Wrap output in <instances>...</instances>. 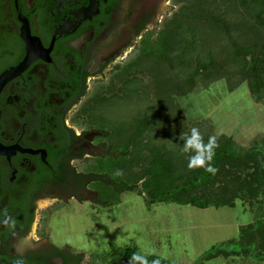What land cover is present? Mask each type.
<instances>
[{
    "label": "flooded vegetation",
    "instance_id": "1",
    "mask_svg": "<svg viewBox=\"0 0 264 264\" xmlns=\"http://www.w3.org/2000/svg\"><path fill=\"white\" fill-rule=\"evenodd\" d=\"M175 1L0 0V264H77L53 238L58 214L89 215L112 201L102 188L117 193L99 172L116 147L86 105Z\"/></svg>",
    "mask_w": 264,
    "mask_h": 264
},
{
    "label": "trees",
    "instance_id": "2",
    "mask_svg": "<svg viewBox=\"0 0 264 264\" xmlns=\"http://www.w3.org/2000/svg\"><path fill=\"white\" fill-rule=\"evenodd\" d=\"M182 1L189 6L175 13L156 37L147 39L141 53L116 74L113 83L94 95L100 108L91 112L98 116V127L110 134L117 151L101 160L99 172L112 178L117 194L138 193L148 207L175 203L198 209H234L237 201L248 204L254 209L255 220L240 227L236 238L202 255L198 264L246 255L261 263L264 151L240 147L233 137L222 134L217 136L219 147L213 160L218 172L212 175L199 168L190 170L191 153L181 151L182 137L190 134L184 111L176 103L165 104L162 97L170 88L178 101L200 85L225 80L230 92L247 84L252 99L264 104V0H222L226 6L240 2L246 7L244 18H238L237 12L232 24L221 16L217 0H195L198 8L189 0H176ZM147 59H152L153 66L143 80L138 75L141 62ZM194 127L205 142L215 135L212 129ZM118 171L122 174L117 175ZM115 196L102 188L101 197H111V202L119 204L120 197ZM134 252L112 246L105 254H95L93 260L96 264H128ZM71 253L77 264L84 261V253ZM147 259L149 264L154 259L172 264L156 256Z\"/></svg>",
    "mask_w": 264,
    "mask_h": 264
},
{
    "label": "rangeland",
    "instance_id": "3",
    "mask_svg": "<svg viewBox=\"0 0 264 264\" xmlns=\"http://www.w3.org/2000/svg\"><path fill=\"white\" fill-rule=\"evenodd\" d=\"M189 1L195 3V0ZM174 5L160 30L181 8L189 6L187 1H175ZM198 7L200 5L195 3V8ZM216 8L220 9L223 19L230 24L236 22L234 14L238 12V18L243 19L246 13V7L240 2L226 6L222 0H217ZM141 63L138 76L146 80L153 66L152 59ZM114 79L110 78L98 90L110 86ZM204 85L198 86L190 95L178 98V101L174 99L176 96L173 89L169 88L162 100L165 104L173 102L181 107L188 130L199 125L203 129H212L217 136L225 134L233 137L240 147H256L264 151V104L252 99L247 84L234 92L229 91L225 80ZM99 106L98 100L86 105L87 113L95 119L94 124H97L98 116L91 111H98ZM116 196L120 197L119 204L113 200L107 206H98V211H89V215L86 208L78 205H72L62 214L59 213L54 240L67 242L76 254L84 253V264H96L93 256L105 254L112 246L135 249L147 257L156 256L172 264H198L202 255L236 238L240 227L255 220L254 209L242 201H237L234 209H198L175 203L148 207L144 197L135 192H124ZM242 257L217 258L203 264H264L257 263L247 255Z\"/></svg>",
    "mask_w": 264,
    "mask_h": 264
},
{
    "label": "clouds",
    "instance_id": "4",
    "mask_svg": "<svg viewBox=\"0 0 264 264\" xmlns=\"http://www.w3.org/2000/svg\"><path fill=\"white\" fill-rule=\"evenodd\" d=\"M182 140L183 147H181V151L183 153H191L188 156L187 165L190 170L199 168L212 175L218 172L219 169L213 164L216 154L215 150L219 147L217 135L209 136L207 142H205L200 130L192 127L190 134H185ZM121 174V172H117V175ZM128 264H149V261L146 255L134 252L130 256ZM151 264H160V260L154 259Z\"/></svg>",
    "mask_w": 264,
    "mask_h": 264
},
{
    "label": "water",
    "instance_id": "5",
    "mask_svg": "<svg viewBox=\"0 0 264 264\" xmlns=\"http://www.w3.org/2000/svg\"><path fill=\"white\" fill-rule=\"evenodd\" d=\"M58 1H61V2H63V1H65V2H70V1H76V2H79V1H81V0H58ZM0 154H3V149H2V146L0 145Z\"/></svg>",
    "mask_w": 264,
    "mask_h": 264
}]
</instances>
